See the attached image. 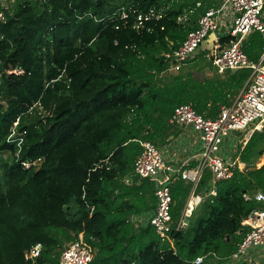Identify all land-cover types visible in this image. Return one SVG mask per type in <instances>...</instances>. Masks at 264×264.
<instances>
[{"label":"trees","instance_id":"1","mask_svg":"<svg viewBox=\"0 0 264 264\" xmlns=\"http://www.w3.org/2000/svg\"><path fill=\"white\" fill-rule=\"evenodd\" d=\"M5 1L0 264H59L68 245L81 239L92 251L90 264H194L197 258L232 264L250 231L246 221L264 208L255 199L264 192V164L258 167L264 133L256 132L245 145L240 141L232 161L245 168L236 165L232 178L214 185L211 171L204 172L195 192L205 199L182 229L177 224L194 186L181 178L171 185L173 224L166 241L150 222L156 185L134 174L142 142L161 149L178 136L180 128L170 123L178 107L190 105L214 120L250 79L247 69L227 71L224 78L196 75L193 69L209 59L206 50L188 60V69L169 71L166 55L196 29L191 17H180L204 14L215 3ZM263 48L259 32L244 40L253 62ZM214 186L217 194L210 196ZM142 216L145 222L138 220ZM37 245L40 256L27 259Z\"/></svg>","mask_w":264,"mask_h":264},{"label":"built area","instance_id":"2","mask_svg":"<svg viewBox=\"0 0 264 264\" xmlns=\"http://www.w3.org/2000/svg\"><path fill=\"white\" fill-rule=\"evenodd\" d=\"M5 7L6 1L0 0V22L5 19ZM263 10L264 0H221L219 7L211 8L201 16L198 28L188 33L183 44L166 55L171 64L169 71L177 73L188 60L194 59L204 50L206 41L213 35L216 41L208 51V58L217 70L224 73L247 69L251 71V76L241 95L231 105L222 107L218 118L214 120L204 118L190 105H182L175 110L170 123L189 129L199 137L201 151L195 167H189L186 162L176 167L167 162L153 143H141L143 150L135 162L134 174L140 179H149L156 185L157 208L150 222L162 241L168 240L172 231L171 185L181 178L194 186L188 202L190 207L187 205L191 211V208L202 201L195 190L206 170L213 174L214 185L218 181L232 178L236 164L221 155L227 140L234 134H243L245 145L256 132L264 133V48L258 62L250 60L243 51L244 40L250 34L259 32L264 35ZM150 13L154 15L155 11L151 10ZM223 27L226 29L224 33L221 31ZM225 33L231 39L222 44L220 39L225 37ZM209 194H217L215 186ZM255 199L264 206V192H258ZM185 215L186 209L177 229L186 226ZM246 224L250 231L240 244L238 252L231 258L232 262L247 258L250 249L264 251V208L255 210L254 217H250ZM40 253L41 245H37L26 253V258L34 260ZM92 259L90 247L81 239L68 245L59 264H90ZM202 262L203 258H197L194 264Z\"/></svg>","mask_w":264,"mask_h":264},{"label":"crops","instance_id":"3","mask_svg":"<svg viewBox=\"0 0 264 264\" xmlns=\"http://www.w3.org/2000/svg\"><path fill=\"white\" fill-rule=\"evenodd\" d=\"M211 1L215 3V5L212 6L211 8H216V7H219L221 5V0H211ZM197 6L198 7L201 6V2H198ZM211 8H209V9H211ZM193 12L194 11H191L190 14H185L183 17H180V19H182L181 22H185L187 19H189L191 17V19H192L191 22L194 23L193 26H195V28L197 29L198 26H199V20H200L201 16L204 15L206 12L204 14H193ZM262 18H263V14H262ZM228 26H229V23H228ZM225 30H226L225 27H223L221 29L222 33H224ZM226 34L227 33H225V37L224 36L221 37L220 43H222L221 41L223 40V38H226L228 36H229V38H231L230 35H228V34L226 35ZM215 41H216V38H214L213 35H210L209 39L206 41V45L204 46V50L210 51V49L213 47V44L215 43ZM206 60H207V62H210V59H206ZM212 70H213V74L210 75V76H214V74H218V76H221L223 78L225 77V75H224L225 72L224 73H220L217 70V73H216V70L213 67H212ZM248 82L249 81H247L246 84L244 85V87L239 89L238 92L233 97H231L229 105H231L241 95V93L245 90L246 86L248 85ZM235 136H237V134H235ZM235 136L233 135L232 137H235ZM232 137L230 139H232ZM234 139L236 140L237 138H234ZM171 140L172 141H171V143L169 145H167V146H165V147L160 149V151L162 153H164V155L166 157V160H168L170 164H172V165H174L176 167L181 166L184 162L188 163L189 167H195L196 164L198 163L199 152L201 151V144L199 142L198 135L195 132H193V131H191L189 129L187 130V129H184V128H180V132H179L178 136L175 137V138L174 137L171 138ZM225 144H228V143H225ZM263 158L261 159V161L263 160ZM230 161H232V160H230ZM232 162H235V164L238 165L241 170H243L245 168V165L243 163H241L239 159H236L235 161H232ZM262 165L259 163L258 167H261ZM126 182L128 184H131L133 182V180L129 178V179L126 180ZM197 195L201 196L202 201L198 205H196L195 207L191 208V211L188 210L189 207H190L189 204H188L189 200L187 202V205L189 207H187V205L185 207V209H186V215H185L186 216V218H185L186 225H188V223H189L188 219L192 215L193 211L200 207V205L202 204V202L204 201L205 196H206V195H202V194H197ZM185 209H184V212H185ZM138 220L144 221V222L146 221L145 216H142V217L138 218ZM187 220H188V223H187ZM248 261H249V259L245 258V259L242 260V262L241 261L240 262L243 263V262H248ZM232 263L238 264V262H232Z\"/></svg>","mask_w":264,"mask_h":264},{"label":"rangeland","instance_id":"4","mask_svg":"<svg viewBox=\"0 0 264 264\" xmlns=\"http://www.w3.org/2000/svg\"><path fill=\"white\" fill-rule=\"evenodd\" d=\"M208 64L209 63L206 62L205 67L197 66L196 68L193 69L194 73L196 75H198V76H204V75L205 76H210V75H212L213 74V70H212V68L210 66H208ZM190 66H191V64L187 65L186 69H188ZM237 135L240 136V137H234V138H238V139H236L237 141L236 140L233 141L234 144H232L231 142L229 143V140H231L230 138L227 140L226 143H228V144H225L223 146V149H222V152H221L222 157L227 156L229 160H232V157L235 154V151L237 150V147L239 146L240 141H243V142L245 141V138H244L243 134L242 135L237 134ZM240 138H241V140H240ZM163 155H164V153H163ZM164 157H165V155H164ZM165 159H166V157H165ZM259 163L262 165L264 163V158ZM247 258L249 259V261L246 264H264V251H262L261 249H250L249 250V254L247 255ZM241 262H238V264L239 263L241 264ZM232 264H236V263H232Z\"/></svg>","mask_w":264,"mask_h":264},{"label":"water","instance_id":"5","mask_svg":"<svg viewBox=\"0 0 264 264\" xmlns=\"http://www.w3.org/2000/svg\"><path fill=\"white\" fill-rule=\"evenodd\" d=\"M206 44V43H205ZM251 218H253L254 217V211L252 212V214H251V216H250ZM187 223H188V220H187Z\"/></svg>","mask_w":264,"mask_h":264}]
</instances>
